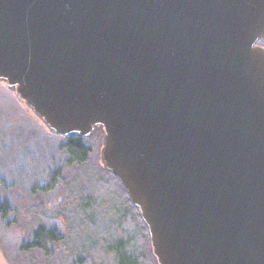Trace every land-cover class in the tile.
I'll list each match as a JSON object with an SVG mask.
<instances>
[{
	"label": "water",
	"instance_id": "water-1",
	"mask_svg": "<svg viewBox=\"0 0 264 264\" xmlns=\"http://www.w3.org/2000/svg\"><path fill=\"white\" fill-rule=\"evenodd\" d=\"M264 0H0V81L102 128L157 264H264Z\"/></svg>",
	"mask_w": 264,
	"mask_h": 264
},
{
	"label": "rangeland",
	"instance_id": "rangeland-1",
	"mask_svg": "<svg viewBox=\"0 0 264 264\" xmlns=\"http://www.w3.org/2000/svg\"><path fill=\"white\" fill-rule=\"evenodd\" d=\"M63 141L64 136L50 131L14 90L0 81V201L7 202L9 208L4 217L0 216V264H66L62 255L66 243L58 244L52 256L49 251L22 248L38 222L65 232L68 219L64 221L62 214L69 217L70 244L76 250L81 245L90 249L84 262L69 259L67 264H116L113 251L101 246L89 248L86 239L97 229L110 233L107 240L116 239L129 228L124 221L115 223L118 215L110 189L98 184L90 187L86 167L67 162ZM100 147L101 142L98 156ZM54 172L55 184L45 190ZM87 187L104 203L102 215H95L93 227L72 219L77 217L72 213L75 197ZM100 236L98 240L103 238Z\"/></svg>",
	"mask_w": 264,
	"mask_h": 264
},
{
	"label": "trees",
	"instance_id": "trees-1",
	"mask_svg": "<svg viewBox=\"0 0 264 264\" xmlns=\"http://www.w3.org/2000/svg\"><path fill=\"white\" fill-rule=\"evenodd\" d=\"M102 134L103 131L100 126L94 127L87 137L71 134L64 137L62 149L68 163L86 167L84 168V173L89 180L90 187L93 184H98L101 188L107 187L110 189V195L113 196V200L116 202L113 207L117 212L116 216L118 215L115 223L124 221L129 229L121 237L109 240H107L110 235L109 232L103 234L101 230L97 229L95 232L90 233V237L86 239L90 242L87 245L89 248L92 246L99 248L101 246L113 251L116 264H157L151 252L147 227L142 221L137 208L130 202L122 183L111 173L104 171L99 163L98 149ZM56 177L57 172H54L50 183L45 186V190H49L54 186ZM90 187H87L75 197V210L72 213H76L77 217L72 219L79 220L80 223L84 222L86 224L87 222L89 224L87 226L93 227L96 224L95 215H102L104 203L97 200ZM115 193L118 195L116 196ZM8 209V203L0 201L1 217L5 216ZM61 218L64 221L68 219L65 232L55 226L47 227L43 223L38 222L30 232V239L22 245V248L24 250L49 251L48 255L52 256L55 254L58 244L66 243L62 254L66 258V264L69 259L84 262L88 258L90 249L85 245H81V248L76 250L75 246L70 244V240L67 238L70 227L69 217L67 214H62ZM101 234L103 238L98 240Z\"/></svg>",
	"mask_w": 264,
	"mask_h": 264
},
{
	"label": "flooded vegetation",
	"instance_id": "flooded-vegetation-1",
	"mask_svg": "<svg viewBox=\"0 0 264 264\" xmlns=\"http://www.w3.org/2000/svg\"><path fill=\"white\" fill-rule=\"evenodd\" d=\"M258 44H260V45H262V46L264 47V43H262V42H258Z\"/></svg>",
	"mask_w": 264,
	"mask_h": 264
}]
</instances>
